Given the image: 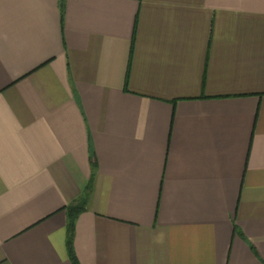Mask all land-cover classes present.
<instances>
[{"label":"crops","instance_id":"obj_1","mask_svg":"<svg viewBox=\"0 0 264 264\" xmlns=\"http://www.w3.org/2000/svg\"><path fill=\"white\" fill-rule=\"evenodd\" d=\"M264 264V0H0V264Z\"/></svg>","mask_w":264,"mask_h":264},{"label":"trees","instance_id":"obj_2","mask_svg":"<svg viewBox=\"0 0 264 264\" xmlns=\"http://www.w3.org/2000/svg\"><path fill=\"white\" fill-rule=\"evenodd\" d=\"M85 202H86V200L83 199L80 202L71 205L69 208L70 222L68 225L69 235H68L67 244H68L69 254H70V257H71L73 264H79L77 257L74 253V249H73V236H74V228H75L74 221H75L76 216L79 214V212L84 210Z\"/></svg>","mask_w":264,"mask_h":264}]
</instances>
